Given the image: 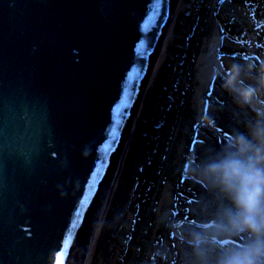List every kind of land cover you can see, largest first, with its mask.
I'll return each mask as SVG.
<instances>
[{
  "label": "water",
  "instance_id": "95a60500",
  "mask_svg": "<svg viewBox=\"0 0 264 264\" xmlns=\"http://www.w3.org/2000/svg\"><path fill=\"white\" fill-rule=\"evenodd\" d=\"M175 2L0 0V264L85 262Z\"/></svg>",
  "mask_w": 264,
  "mask_h": 264
},
{
  "label": "rangeland",
  "instance_id": "374dc122",
  "mask_svg": "<svg viewBox=\"0 0 264 264\" xmlns=\"http://www.w3.org/2000/svg\"><path fill=\"white\" fill-rule=\"evenodd\" d=\"M173 6L107 183L106 195L115 185L113 196L102 199L100 222L85 238L87 264H163L162 257L178 264L184 250L169 223H195L208 199L205 186L188 176L185 158L219 147L245 118L221 86L225 67L236 61L264 65V0H176ZM167 84L177 88L176 104L167 98ZM202 114H210L215 125L202 123Z\"/></svg>",
  "mask_w": 264,
  "mask_h": 264
},
{
  "label": "clouds",
  "instance_id": "9594fccd",
  "mask_svg": "<svg viewBox=\"0 0 264 264\" xmlns=\"http://www.w3.org/2000/svg\"><path fill=\"white\" fill-rule=\"evenodd\" d=\"M221 86L245 118L225 143L189 158L208 199L195 223H169L184 250L178 264H264V65L232 62Z\"/></svg>",
  "mask_w": 264,
  "mask_h": 264
},
{
  "label": "trees",
  "instance_id": "16d2710c",
  "mask_svg": "<svg viewBox=\"0 0 264 264\" xmlns=\"http://www.w3.org/2000/svg\"><path fill=\"white\" fill-rule=\"evenodd\" d=\"M192 29H193V28H192ZM171 68H172V67H171ZM185 77H186V76H182V77H180V78L178 77V79H181V80H182V79L185 78ZM165 78H166V77H165ZM181 80H180V82H182ZM209 93H211V90H207L206 93H205V95H206V97H205V102H206V104H207V102H208V96H207V95H208ZM173 103L176 104V102H173ZM174 104H172V105H174ZM166 105H167V104L164 105L163 110H165V106H166ZM170 107H171V104H170ZM218 126H219V125H218ZM216 128H217V130L222 131V132L231 131L230 129H226V128L221 129L222 126H220V127H216ZM189 139H190V138H189ZM218 141H224V139L222 140V139L218 138ZM154 144H155V140H154V143H153V145H152V148H153ZM150 146H151V145H150ZM189 146H190V143H189ZM189 146H188V147H189ZM151 150H152V149H151ZM150 154H151V151H150ZM188 155H189V152H188ZM185 156H186V155H185ZM187 159H189V156H186L185 161H186ZM118 176H119V175H118ZM118 176H116L115 180H117ZM113 186H114V187H112V188H111V191H110V192L112 193L111 197L113 196V193H114V190H115V189H114V188H115V185L113 184ZM109 194H110V193H109ZM111 197H110L109 199H111ZM104 207L106 208V207H107V204H106ZM105 208L103 209L104 211L102 212V216H103V215L105 214V212H106V209H107V208H106V209H105ZM115 221H116V219H115ZM115 221H113V225H114V222H115ZM111 231H112V227H111ZM89 246H90V245H89ZM126 249H127V248H125V251H126ZM125 251H124V252H125ZM124 252H122L121 254H123ZM174 255H176V254H174ZM174 255H173V256H174ZM89 256H90V253L87 255V257H86V259H85V262H84L83 264H87V261H88V259H89ZM153 258H154V256H153ZM162 260H163V262H162L163 264H167V262H168V258H167V257H166V258L162 257ZM152 263H153V259L151 260V262H149V264H152ZM119 264H120V261H119Z\"/></svg>",
  "mask_w": 264,
  "mask_h": 264
},
{
  "label": "flooded vegetation",
  "instance_id": "af4514ba",
  "mask_svg": "<svg viewBox=\"0 0 264 264\" xmlns=\"http://www.w3.org/2000/svg\"><path fill=\"white\" fill-rule=\"evenodd\" d=\"M185 61V60H184ZM182 65V63L179 61V62H177V75L179 74V70H181V68H180V66ZM174 64H173V62H172V66H173ZM173 68V67H172ZM169 75H170V73H169ZM180 75V74H179ZM179 78H180V76H179ZM168 79H169V77L167 76V78H166V83H168ZM173 88V87H172ZM177 88H173L172 90H171V88H169V86H168V84L166 85V87H165V91H166V93H167V98L173 103V102H176V96H174V91L176 90ZM163 94H164V92H163ZM167 99V100H168ZM163 122H161V123H159V125H161ZM162 126H163V124H162Z\"/></svg>",
  "mask_w": 264,
  "mask_h": 264
},
{
  "label": "bare ground",
  "instance_id": "6f19581e",
  "mask_svg": "<svg viewBox=\"0 0 264 264\" xmlns=\"http://www.w3.org/2000/svg\"><path fill=\"white\" fill-rule=\"evenodd\" d=\"M139 104H140V102H139ZM117 169V168H116ZM116 169H115V171H116ZM115 171H114V173L113 174H115ZM109 193V192H108ZM112 193H110L109 195H107L106 196V198H108V200H109V198H110V195H111ZM105 205V204H104ZM93 224V223H92ZM95 226H96V224H95ZM90 229H91V227L89 228V232H90ZM94 230H96V229H94ZM94 232V231H93ZM92 232V233H93ZM87 239H88V235H87V237H86ZM89 250V249H88ZM86 253V252H85Z\"/></svg>",
  "mask_w": 264,
  "mask_h": 264
}]
</instances>
